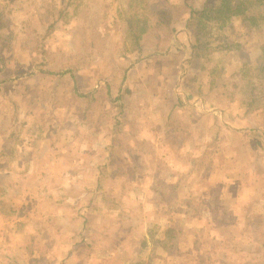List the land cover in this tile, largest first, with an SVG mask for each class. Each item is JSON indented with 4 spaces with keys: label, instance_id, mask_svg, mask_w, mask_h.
Segmentation results:
<instances>
[{
    "label": "rangeland",
    "instance_id": "374dc122",
    "mask_svg": "<svg viewBox=\"0 0 264 264\" xmlns=\"http://www.w3.org/2000/svg\"><path fill=\"white\" fill-rule=\"evenodd\" d=\"M204 4L235 12L187 28ZM253 16L264 0H0V264H264Z\"/></svg>",
    "mask_w": 264,
    "mask_h": 264
},
{
    "label": "trees",
    "instance_id": "16d2710c",
    "mask_svg": "<svg viewBox=\"0 0 264 264\" xmlns=\"http://www.w3.org/2000/svg\"><path fill=\"white\" fill-rule=\"evenodd\" d=\"M207 2H211L212 0H206ZM212 4V3H211ZM226 6V5H225ZM227 7V6H226ZM220 8H218L216 5H206L204 4V6L201 8V9H196V8H191L190 9V12H189V19L187 21V28H191V27H194L195 24H196V20H212V21H219V22H223L224 21V16H223V19L222 17H220V15H229L230 13H234L235 11L231 10L230 8H225L224 11L219 10ZM165 12H162L161 11V17L162 19H166L168 18V13L165 14L166 12H168L167 10H164ZM169 16H171L169 14ZM232 16H228L226 17L225 20H229ZM257 19H258V16H253L251 17V20H252V26L254 25L256 27L255 30H258V31H261L263 34H264V29H263V23L259 24L257 22ZM262 21L264 22V17L261 18ZM170 23V22H169ZM253 26V27H254ZM173 30H171L172 32ZM198 47V46H197ZM193 50H195L194 52V56L196 55V45L194 46L193 45ZM251 96L253 97L252 101L250 103H247L246 107H247V113L249 112H253L255 110H260V109H264V106L262 105H259V103H256V100H257V95L255 94V86L253 85L252 89H251ZM34 252L32 250H30V254H33Z\"/></svg>",
    "mask_w": 264,
    "mask_h": 264
},
{
    "label": "crops",
    "instance_id": "0c3cea01",
    "mask_svg": "<svg viewBox=\"0 0 264 264\" xmlns=\"http://www.w3.org/2000/svg\"><path fill=\"white\" fill-rule=\"evenodd\" d=\"M66 137V136H65ZM67 137H70L71 138V136H67ZM66 137V138H67ZM81 137H82V135H81ZM80 147L77 149L80 153H84V154H88L89 153V151H87L88 149H87V147L86 146H84V145H79ZM81 147H82V149H81ZM86 149H85V148ZM24 150V152H22V154L18 157V159L16 160V162L17 161H19V162H17V163H15V167H20L21 166V168H23V167H28V169L30 170V169H34V165H33V162H31V157H30V151H29V149L30 148H23ZM59 150V149H58ZM54 150V157L53 158H57V157H61L62 155H63V153H61V151L59 150ZM15 167H13V169L15 168ZM11 169H12V167H11Z\"/></svg>",
    "mask_w": 264,
    "mask_h": 264
}]
</instances>
